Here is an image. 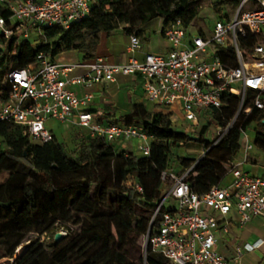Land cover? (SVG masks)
<instances>
[{
    "label": "trees",
    "instance_id": "trees-1",
    "mask_svg": "<svg viewBox=\"0 0 264 264\" xmlns=\"http://www.w3.org/2000/svg\"><path fill=\"white\" fill-rule=\"evenodd\" d=\"M240 1L219 0L214 7L220 12L221 4L237 7ZM196 3V0H99L91 14L69 30L45 27L35 44L30 38L5 41L4 46L0 45V101L8 97V72L36 63L40 51L57 61L61 53L78 50L83 53L82 60H89L95 57L103 35L118 29L142 36L145 26L156 18H162L164 26L181 18L185 27L190 28L199 15ZM0 15L9 17L11 11L0 5ZM200 33L203 35V30ZM239 100L238 95H226L225 104L215 112V121L220 126H226L234 117ZM250 104L248 99L244 106ZM172 116L167 107L148 109L143 103H134L130 112L116 120L137 125L152 135L149 155L131 149L125 155L116 142L92 137L89 131L75 155H70L56 135L49 142L34 143L25 125L0 121V137L6 144L5 149H0V172H9L0 182V259L9 257L6 264H170L150 245L139 262L129 257L130 248L150 230L157 204L165 187L171 184L169 174L180 175L192 168L188 180L193 189L205 191L216 183L217 177L227 173L241 149L243 131L254 122V143L264 150V110L253 109L244 115L213 146L205 137L208 124L191 134L176 130ZM98 120L104 122L103 117ZM192 140L206 145V157L198 160L175 155V148ZM247 160L259 163L254 156ZM163 172L168 174L166 179L162 178ZM208 172L216 176L212 175L210 181L202 180ZM112 179L137 182L143 190L114 188L110 185ZM79 215H83L82 224L72 229L70 225ZM61 228L68 233L56 242L55 234ZM47 233L52 240L47 239ZM25 242L23 254L12 260Z\"/></svg>",
    "mask_w": 264,
    "mask_h": 264
},
{
    "label": "built area",
    "instance_id": "built-area-1",
    "mask_svg": "<svg viewBox=\"0 0 264 264\" xmlns=\"http://www.w3.org/2000/svg\"><path fill=\"white\" fill-rule=\"evenodd\" d=\"M98 1L0 0V5L11 11L9 17L0 15V45L10 39L30 38L34 31L42 33L45 27L69 30L89 16ZM162 33L172 46L168 53H145L139 59L135 54L142 49L143 41L133 33L127 46L132 55L121 63L102 56L61 63L40 51L36 63L8 72L9 93L0 101V121L25 125L32 142L40 144L54 139L48 119L69 121L88 129L92 137L118 146L137 137L142 141L138 145L140 153L149 155L152 135L134 124L99 121L88 109L93 94L74 90V86L87 88L115 81L119 74L139 75L146 99L193 122V131L211 121L229 94L240 96L244 115L253 109L264 110V0H241L232 14H222L215 20L210 34H189L181 18L166 24ZM79 69L83 72L77 73ZM248 99L251 104L245 107ZM234 123L219 131L220 137L212 146ZM253 147L247 137L244 158L233 160L222 180L203 192L194 190L188 180L192 168L180 175L169 174L171 184L154 211L145 250L150 245L170 264H234V259L220 250V233L227 234L233 221L243 226L255 217L264 218V176L243 169ZM119 149L128 154L125 147ZM167 175L163 172L162 178ZM226 177L228 180H224ZM130 187L143 190L137 182ZM169 199L173 205L167 208ZM259 245V241L246 243L243 248L250 250ZM243 248H237L238 255Z\"/></svg>",
    "mask_w": 264,
    "mask_h": 264
},
{
    "label": "rangeland",
    "instance_id": "rangeland-1",
    "mask_svg": "<svg viewBox=\"0 0 264 264\" xmlns=\"http://www.w3.org/2000/svg\"><path fill=\"white\" fill-rule=\"evenodd\" d=\"M197 7L199 10V15L198 17L194 20L192 25L189 28V33L190 34H197L200 32V30H203V32L210 34L212 32V28L214 25V22L217 18H219L222 14H232L234 12V7L228 4H221L219 6L220 12H216V9L214 7V4L216 2H219V0H196ZM161 26H162V19L161 18H156L150 21L146 25V35L155 37L152 38L153 40H156V38H162L161 35ZM42 36L36 31L30 35V39L33 41L35 44L36 41H39ZM127 38L128 36L124 34L122 29L115 30L112 32L110 35H104L101 40V48H108L114 53H121L123 54L126 49V44H127ZM21 40H17V42H20ZM68 57L72 58V60L75 63H78L80 61V52L78 50H73L71 54ZM107 59H112L111 56L108 55ZM11 64L9 65V67ZM146 105L149 109H154L156 108V105H154L152 102L147 101ZM173 119V125L174 128L178 131H184L193 134V127L196 126L193 124V122L182 120L180 115L176 112L173 113L172 116ZM244 119V113L241 112V102L239 100L238 103V108L236 110V113L234 117L228 122L226 126H228L232 122L236 121H242ZM215 114L211 118V122H208V129L205 134V137L207 139H210L212 143H214L217 139L220 137V132L223 130L226 126H223L215 121ZM47 126L51 130H53L54 134L58 138L59 141L64 143L65 148L67 152L70 155H75L76 149L79 146V143L82 141L83 136L86 132H88V129L77 126L72 124L71 122H61L56 119L50 118L47 121ZM256 126V122H254L249 128L246 129V133H242L241 139H240V145L241 149L236 156L235 160H242L244 158V145L246 142L247 137H249L250 142L254 145L253 149L248 152V157L254 156L257 157L261 162H264V150L261 148L260 144L255 142V129L254 127ZM196 131L201 129L199 126L195 127ZM220 131V132H219ZM142 142L139 138L133 137L132 139H127L122 142V146L131 149L137 153H140V150L138 149V145ZM6 144L3 140L2 137H0V149H5ZM175 155H182V156H190V157H195L196 159L200 160L204 157L207 156V148L206 145L202 143H198L195 141H191L187 144H183V146H179L174 149ZM224 166H227L226 163H224ZM243 169L251 170V172L254 170L253 165L250 162L244 163ZM260 173H264V165H259ZM9 175V172L7 170H4L0 172V182L4 181ZM212 175L216 176V173H211L208 172L204 176L201 177L202 180L210 181L212 178ZM197 176V175H195ZM223 177H217L216 178V183L220 182ZM228 180V177L224 178V180ZM170 184V183H169ZM110 185L114 188H120L123 189L125 187L129 188L131 186V181H126V182H121L118 179H112ZM169 186L165 187V194L167 192ZM164 194V195H165ZM172 200L169 199L166 203L165 206L169 208L172 206ZM83 220V215H79L76 217V220L74 223H72L70 226L72 229H78L80 225L82 224ZM60 232H63L65 235L68 233L66 228H61L59 230ZM38 233L34 234L35 236ZM47 239L52 240L51 234L47 233L45 235ZM44 237L42 238V240ZM145 239L146 236H143L141 239L137 241V243L130 248L129 251V257L135 262H139L142 257L145 255ZM27 242L21 244L20 247H25ZM222 250V247H221ZM9 257H5L0 259V264L5 263Z\"/></svg>",
    "mask_w": 264,
    "mask_h": 264
},
{
    "label": "crops",
    "instance_id": "crops-1",
    "mask_svg": "<svg viewBox=\"0 0 264 264\" xmlns=\"http://www.w3.org/2000/svg\"><path fill=\"white\" fill-rule=\"evenodd\" d=\"M163 23L164 21L162 19V38H156V40L152 39L155 37L146 35L145 26L144 34L142 36L140 35L143 41V47L135 54L136 57L142 59L145 53H168L171 50L172 46L170 42L162 33L164 26ZM126 35L128 38L126 49L123 54L114 53L108 48L103 49L101 48V44H99L95 56H102L105 60L115 63L128 61L132 54L127 50L130 41V34ZM72 51L61 53L57 57V61L61 63H75L72 58L67 55L71 54ZM108 55L111 56L112 59H107ZM82 58L83 53L80 52V61ZM76 72L82 73L83 71L79 69ZM74 90L80 94L85 91H89L93 94V100L88 106V109L94 113L97 118L103 117L104 122L116 121L124 114L130 112L134 103H143L146 105V102L148 101L145 97L142 80L139 75L119 74L115 81H103L87 88L83 86H74ZM119 148L123 147L119 145ZM247 162L250 161L247 160L245 163ZM250 163L253 165L254 170L251 172V170L245 169V171L255 175L264 176V173L261 174L258 169L260 164L264 165V162L259 160L258 164ZM219 238L220 250L222 247L221 252L226 257L234 259V264H264V218L255 217L252 221L243 226L233 221L230 225V231L227 234L220 233ZM257 241L260 243L258 247L250 250L243 248L246 243L253 244ZM238 247L243 248L239 255L237 253Z\"/></svg>",
    "mask_w": 264,
    "mask_h": 264
},
{
    "label": "water",
    "instance_id": "water-1",
    "mask_svg": "<svg viewBox=\"0 0 264 264\" xmlns=\"http://www.w3.org/2000/svg\"><path fill=\"white\" fill-rule=\"evenodd\" d=\"M151 226H152V224H151ZM64 235H65V234H64L63 232L58 231V232L55 234V237H54L55 241H56V242L61 241V239L63 238ZM25 249H26L25 247H19V248L17 249L16 253L14 254V257H13L12 260H15V259H17L19 256H21V255L23 254V252L25 251Z\"/></svg>",
    "mask_w": 264,
    "mask_h": 264
}]
</instances>
